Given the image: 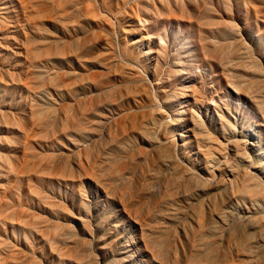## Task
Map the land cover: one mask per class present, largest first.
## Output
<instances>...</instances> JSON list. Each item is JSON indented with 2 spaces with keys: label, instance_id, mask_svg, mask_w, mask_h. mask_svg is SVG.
Listing matches in <instances>:
<instances>
[{
  "label": "rangeland",
  "instance_id": "374dc122",
  "mask_svg": "<svg viewBox=\"0 0 264 264\" xmlns=\"http://www.w3.org/2000/svg\"><path fill=\"white\" fill-rule=\"evenodd\" d=\"M247 139L264 0H0V264H247L218 228Z\"/></svg>",
  "mask_w": 264,
  "mask_h": 264
},
{
  "label": "bare ground",
  "instance_id": "6f19581e",
  "mask_svg": "<svg viewBox=\"0 0 264 264\" xmlns=\"http://www.w3.org/2000/svg\"><path fill=\"white\" fill-rule=\"evenodd\" d=\"M200 125L204 127V122L201 121ZM248 133L255 136L252 131ZM206 136L211 139L209 134ZM256 138L259 143L260 136L257 135ZM184 144L180 146L183 147ZM227 144L224 145L225 148ZM204 145L207 148L201 162L206 164L209 171L215 170L216 165L220 169L222 164L230 160L227 153L216 157L208 144ZM231 156L235 158V165L230 161L224 165L232 170L227 180H222L225 195L228 200L243 202L245 206L248 202L249 209L242 210V206L236 210L219 208L223 228L220 224L218 228L233 233V238L239 240L238 256L244 258L247 264H254L264 261V152L255 140L247 139L237 142L235 154Z\"/></svg>",
  "mask_w": 264,
  "mask_h": 264
}]
</instances>
